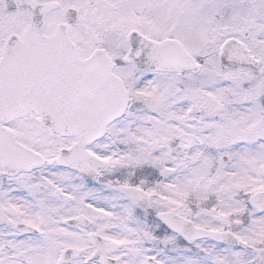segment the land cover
<instances>
[{"label": "snow or ice", "instance_id": "obj_1", "mask_svg": "<svg viewBox=\"0 0 264 264\" xmlns=\"http://www.w3.org/2000/svg\"><path fill=\"white\" fill-rule=\"evenodd\" d=\"M0 264H264V0H0Z\"/></svg>", "mask_w": 264, "mask_h": 264}]
</instances>
